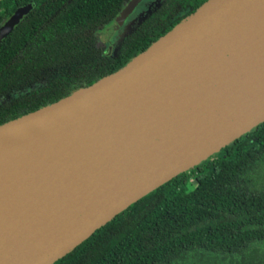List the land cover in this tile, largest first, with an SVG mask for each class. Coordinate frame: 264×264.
<instances>
[{"label":"water","instance_id":"obj_1","mask_svg":"<svg viewBox=\"0 0 264 264\" xmlns=\"http://www.w3.org/2000/svg\"><path fill=\"white\" fill-rule=\"evenodd\" d=\"M263 121L264 0H206L126 64L0 124V264H53Z\"/></svg>","mask_w":264,"mask_h":264},{"label":"trees","instance_id":"obj_2","mask_svg":"<svg viewBox=\"0 0 264 264\" xmlns=\"http://www.w3.org/2000/svg\"><path fill=\"white\" fill-rule=\"evenodd\" d=\"M128 0H0V124L93 83L179 22L163 0L114 42L99 33ZM174 9V10H173ZM179 20V21H178ZM109 52V53H108ZM264 264V121L144 195L53 264Z\"/></svg>","mask_w":264,"mask_h":264},{"label":"flooded vegetation","instance_id":"obj_3","mask_svg":"<svg viewBox=\"0 0 264 264\" xmlns=\"http://www.w3.org/2000/svg\"><path fill=\"white\" fill-rule=\"evenodd\" d=\"M162 1L163 0H139L132 7V9L123 17L122 21L120 22V24L115 29H108L107 28L108 24H107L104 27V30L101 31L98 34L99 35V38L101 39L102 36H107V35H110L111 33L117 32V31H119L118 38L122 37L124 34H126L128 31H130L131 28H133V25L134 24H136L139 20L145 18L146 15L149 14L150 10L153 7L159 6ZM197 7H195L194 9H196ZM175 8H176V10H175L174 15L171 17V20H176L178 18H179V20H181V19H183L184 17H186L188 14H190L194 10V9L193 10H190V8L188 9V11L181 10V6H178V5L175 6ZM132 14H134V15L131 16ZM163 33H161L160 35H162ZM108 49L109 48H107V50Z\"/></svg>","mask_w":264,"mask_h":264},{"label":"rangeland","instance_id":"obj_4","mask_svg":"<svg viewBox=\"0 0 264 264\" xmlns=\"http://www.w3.org/2000/svg\"><path fill=\"white\" fill-rule=\"evenodd\" d=\"M133 15L134 14H132L131 16H133ZM118 36H119V31L111 33L110 35L101 37V41H103L104 47L109 48L108 51H110V52L113 51V47H114L113 45H114V42L117 40ZM183 264H187V263L185 262ZM195 264H227V263L226 262H220V261L211 262L209 260L204 259V260L195 262Z\"/></svg>","mask_w":264,"mask_h":264}]
</instances>
